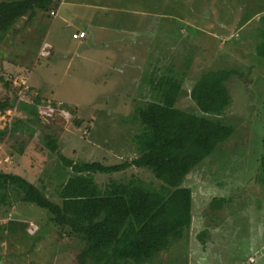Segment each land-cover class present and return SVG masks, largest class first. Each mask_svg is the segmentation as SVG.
Here are the masks:
<instances>
[{
	"label": "rangeland",
	"instance_id": "374dc122",
	"mask_svg": "<svg viewBox=\"0 0 264 264\" xmlns=\"http://www.w3.org/2000/svg\"><path fill=\"white\" fill-rule=\"evenodd\" d=\"M106 1L97 2L106 14L99 11L88 19L90 24L99 18L114 21L110 36L103 39L89 36L82 44L73 39L74 27L63 24L64 17L72 15L73 0H67L58 18L51 14L59 4L54 0L47 5L48 11L38 10L29 19L22 17L0 41V100H32L39 92L41 100L61 101L72 115L69 121L57 116L43 123L36 114L16 105L0 110V128L13 126L20 118L23 133L19 135L28 144L27 154L14 160L5 151L13 141L8 138L0 146V164L22 167L32 182L45 186L44 192L59 201L57 187L70 169L46 147L49 138L57 140L60 154L76 162L110 165L131 161L140 155L135 136L142 125L130 118L151 98L153 81H149L154 68H159L160 78L167 73L181 74L176 76L182 79L184 91L177 106L195 111L190 91L202 71L235 69L241 75L227 81L233 102L224 116L225 122L235 127L231 142L219 146L184 182L193 191L194 212L204 215L199 222L210 229L204 238L219 247L216 255L221 261L211 256L203 259L204 254L196 252L198 243L194 246L191 242L198 229H188L168 253L149 264H264V231L258 230L259 222L264 224V58L256 50L264 39V11L259 12L264 0H122L131 8L126 11L113 3L119 0ZM52 23L56 24L50 41L58 44L51 56L42 57L39 44ZM130 23L137 35L127 34L122 38L127 41L117 42L125 31L121 25L130 27ZM69 24L79 27L84 22L72 17ZM30 77L37 92L27 81ZM134 174L158 187L149 171L135 167L93 176L104 190L112 179L127 181ZM38 209L18 220L37 225L42 236L23 235L22 225L6 230L0 241V264H78L84 244L56 228L48 214ZM14 214L0 217V222L6 223ZM250 256L255 263L249 261Z\"/></svg>",
	"mask_w": 264,
	"mask_h": 264
},
{
	"label": "trees",
	"instance_id": "16d2710c",
	"mask_svg": "<svg viewBox=\"0 0 264 264\" xmlns=\"http://www.w3.org/2000/svg\"><path fill=\"white\" fill-rule=\"evenodd\" d=\"M53 1L0 0V41L22 17L29 19L38 10L48 11L47 5ZM262 11L264 8L259 12ZM261 21L264 24V14ZM261 31L264 33V26ZM256 50L264 58V39ZM154 70L149 81H153L151 98L130 118L131 122L139 121L142 125L141 133L135 136L140 150L137 158L110 165L101 161L76 162L60 154L57 140L49 138L46 147L70 169L57 187L59 201L44 192L45 186L32 182L22 167L0 164V217L15 213L6 223L0 222V241L4 232L15 225L24 227L25 236L41 237L40 227L30 234L29 224L18 220L21 215H33L37 207L48 214L56 228L75 235L84 244L77 256L78 264H149L184 237L191 228L194 212L193 191L184 182L199 164L211 159L219 146L230 144L235 127L224 119L233 102L227 81L241 73L223 68L202 71L190 91L197 107L195 111L177 106L184 91L182 79L176 76L181 74L167 73L160 78L159 68ZM40 101L37 97L35 104ZM35 104L25 101L18 104L16 97L6 98L0 100V110L16 105L19 110L27 109L40 118ZM33 106L31 110L29 107ZM21 121L19 118L13 126L0 128V146L11 138L13 141L5 151L14 160H21L27 154L28 144L19 135L23 133ZM130 167L149 171L158 181V187L149 186L134 174L127 181L112 179L102 190L93 176L97 172L115 173ZM208 231H202L201 237H206Z\"/></svg>",
	"mask_w": 264,
	"mask_h": 264
},
{
	"label": "crops",
	"instance_id": "0c3cea01",
	"mask_svg": "<svg viewBox=\"0 0 264 264\" xmlns=\"http://www.w3.org/2000/svg\"><path fill=\"white\" fill-rule=\"evenodd\" d=\"M92 1H94L96 5H93V3H91ZM126 1L127 0H125V2ZM97 2H99V0H75V1L73 0V2L70 3V5L72 6V11H73L72 12V15H68V16L66 15L64 17V19H63V22H64L63 24H65L66 26L74 27L73 34L74 33H77V32H82V31L86 33V36L83 37V38H79V39L77 38L76 39V38L73 37V39L79 40L80 44H82L84 41H87V38H89V36H91V37L94 36L95 37V36L100 35V39H101V37L103 39L104 36H110V30H111V28H113V25L115 24L113 20H110V21H107L106 19H101L100 20V18L98 19L99 21H97L94 24L88 23V19L90 18L89 15H92V17H93L94 14L97 15V13H99V11L101 12L100 14H106L104 11H101V8L98 7ZM106 2H110L111 3L110 0L109 1H106ZM114 2L119 4V6H120V7L118 6L119 9H122V10H125V11L126 10H131V8L129 6H126L125 2H123L122 0H119L117 2L116 1H113V3ZM66 4H67V0H59V4L55 7V9L51 10V11H55L56 12V14L53 15V17L58 18L60 16V13L63 11L62 9L64 8V6ZM77 7H78V9H77ZM80 7L85 8V10H83V12H82L80 10ZM125 8H127V9H125ZM93 9L98 10V12H94ZM105 9H107V8L105 7ZM75 10H77L78 13H75L74 12ZM86 11H88V12L85 13ZM82 13L84 14V16H82ZM72 17H75V18H78V19L82 20L84 22V25L83 26H79V27H77L74 24L73 25L72 24L70 25L69 22H70V20H71ZM55 24L56 23H52L49 26L45 38L40 41V44H39V47L40 48L43 46L44 43L47 42V43H49L52 46V50H54V46H55V44L57 42L54 41V40L53 41H50V40H51V35L54 32V30H55ZM121 26H122L121 28L123 30H125V31H122V33L119 35V37L116 38V39H118L117 42H120L122 44L124 41H127L126 38H125V40L122 39L127 34H132V35L135 34V35H137L136 34L137 33L136 32L137 29L133 28V25H131V23L129 25L130 27H123L124 25H121ZM126 28H129V29L131 28L132 30H130L128 32L126 30ZM58 33L60 35H62L61 32H58ZM69 50H70V48H68V51ZM39 51H40V49H39ZM27 81L32 85V88L31 89L35 91L36 90L35 89L36 86H35V83H33L31 77L30 78H27ZM35 92H37V91H35ZM24 115L26 116V114H24ZM215 196H216V194H214L210 198V200L213 199ZM200 217L203 218V219H205L204 218V215L197 216V213L193 212V221H192V224H191V228L190 229L191 230L193 229L194 232H195V229H198V232L196 233V237L191 242H192V244L194 246L196 245L195 244L196 242L198 243V245H199V246H197L198 247L197 248L198 251H196V252H199L201 255L203 253L204 254L203 255V259H207L209 256H211V257H214L216 260H220L221 261V258L219 257V255H216L217 250H218L219 247H214V244L212 245V241L210 240V238L209 239H206L204 237L203 238L201 237L202 231H204L206 229H208V230H210V229L207 226L204 227L202 225L203 222H199L198 219H201ZM259 229H262V233H263V231H264V224L261 223V222H259V224H258V230ZM192 233H191V235H192ZM189 239H190V235H189ZM262 243H263L262 244V248H263L264 247V242H262ZM211 253L214 254V255H210ZM192 255H194V254L190 253L189 257L192 258ZM192 260H193V258H192ZM249 261L251 263H255L256 260H255V258L253 256H250L249 257Z\"/></svg>",
	"mask_w": 264,
	"mask_h": 264
},
{
	"label": "built area",
	"instance_id": "2783aa9c",
	"mask_svg": "<svg viewBox=\"0 0 264 264\" xmlns=\"http://www.w3.org/2000/svg\"><path fill=\"white\" fill-rule=\"evenodd\" d=\"M52 15H55L56 12L52 11ZM86 36L85 32H77L73 34L74 38H83ZM52 54V46L49 43H44L40 50V55L42 57H48ZM62 105L63 103L59 102L57 104H53L51 101L42 103L38 106L39 114L43 118V120L49 122L50 120H54L57 116L65 119L66 121L71 120L72 115L71 113L65 109ZM39 227L34 225L32 222H29L28 225V232L30 234H35L38 231Z\"/></svg>",
	"mask_w": 264,
	"mask_h": 264
},
{
	"label": "clouds",
	"instance_id": "9594fccd",
	"mask_svg": "<svg viewBox=\"0 0 264 264\" xmlns=\"http://www.w3.org/2000/svg\"><path fill=\"white\" fill-rule=\"evenodd\" d=\"M52 12V11H51ZM52 14V13H51ZM44 45V44H43ZM42 48V47H41ZM41 50V49H40ZM39 55H40V51H39ZM52 55V54H51ZM50 55V56H51ZM41 56V55H40ZM49 57V56H48ZM29 89V88H28ZM37 97H39V93H37L36 94V96L34 97V99H32V100H26V99H24V100H22V101H25V102H27V103H30V104H32V103H34L35 104V100H36V98ZM48 101H50V100H45V99H43V100H41L39 103H37V104H35L36 106H37V109H38V106L40 105V104H42V103H45V102H48ZM19 102H20V100L18 101V104H19ZM52 102V101H51ZM61 102V101H60ZM38 113H39V109H38ZM39 116H40V118L43 120V118L41 117V115L39 114ZM57 118V117H56ZM55 118V119H56ZM54 119V120H55ZM72 119V118H71ZM65 120V119H64ZM44 122H47V121H45V120H43Z\"/></svg>",
	"mask_w": 264,
	"mask_h": 264
}]
</instances>
